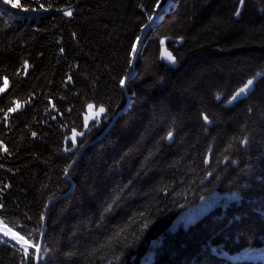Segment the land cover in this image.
<instances>
[{
	"label": "trees",
	"instance_id": "1",
	"mask_svg": "<svg viewBox=\"0 0 264 264\" xmlns=\"http://www.w3.org/2000/svg\"><path fill=\"white\" fill-rule=\"evenodd\" d=\"M16 2L0 5V218L39 243L46 216L39 264H264V75L228 103L264 73V0H172L133 73L166 0ZM88 105L105 111L86 125ZM23 259L0 245V264Z\"/></svg>",
	"mask_w": 264,
	"mask_h": 264
},
{
	"label": "snow or ice",
	"instance_id": "2",
	"mask_svg": "<svg viewBox=\"0 0 264 264\" xmlns=\"http://www.w3.org/2000/svg\"><path fill=\"white\" fill-rule=\"evenodd\" d=\"M238 3L242 7L245 3V0H238ZM0 5H7L11 9L23 8L25 11L27 10L26 5L18 4L16 2V0H0ZM40 7L43 8L44 5L41 4ZM32 10L33 11L36 10L35 6H33ZM45 10H47V9H45ZM58 10H61V9H58ZM234 14L236 16H239L240 15V9L238 8ZM64 15L71 16L72 12L70 10L64 11ZM151 19H152V17L150 16L149 20H151ZM139 40H140V37H137L136 42L139 43ZM61 51H63V49H61ZM136 51H137L136 44H133L132 49H131V53H130L133 58L135 57ZM168 59L172 63H175V58L173 56H171V54L168 55ZM25 67H27V64H25ZM261 75H264V73H257L255 77H253L252 79H248L247 82L242 87L239 88V90L235 93V95H233L231 97V99L228 101V103L231 104L233 101L237 100L242 95L247 96L253 88L254 81L256 80V78L260 77ZM69 79H70V77H69ZM4 80H5V84H4V87H0V92L5 91V89L7 87V77H5ZM126 80H127V77H125L124 79H122L120 81V84L122 87L125 85ZM217 99H220V97L218 96ZM18 106L19 105H17V107ZM88 107L92 108L93 106L88 105ZM13 111H16V108H12V107L8 108L4 114V120H7L8 113L13 112ZM104 111H105V109L103 107H101L99 109L100 113H103ZM204 119H205V121H207V119H208L207 116H205ZM32 135L35 136L36 133L33 132ZM75 135H76V133L74 132L73 144L76 143ZM80 135H82V133H80ZM167 139H169V140L172 139V133L171 132L168 133ZM241 142L246 145L248 143V138L244 137ZM0 147H3L2 143H0ZM4 151L7 152L8 151L7 148H4ZM5 187H7V185H5ZM2 207H3V205H0V208H2ZM42 219H43V215H41V220ZM17 228H26V226H20L14 222H8L6 224L5 221L2 218H0V245H6L10 248H15L17 252H21L22 257L24 258L22 260V264H26L27 257L29 256V249L30 248H35V252L32 253L33 259H38L39 255L41 253L40 244L39 243H33L30 239L33 236V234L38 230L32 229L30 231H24L23 234H21V231L15 230ZM26 237H29V239H26Z\"/></svg>",
	"mask_w": 264,
	"mask_h": 264
},
{
	"label": "water",
	"instance_id": "3",
	"mask_svg": "<svg viewBox=\"0 0 264 264\" xmlns=\"http://www.w3.org/2000/svg\"><path fill=\"white\" fill-rule=\"evenodd\" d=\"M170 1L171 0H167L166 5L160 10L159 14L155 17V19L153 20V22L145 29V32L142 35V38L140 39V42H139V44L137 46V51H136L135 57L132 59V64H131L132 73L134 71V67H135V63H136V60H137V56H138L139 50L141 48V45H142L143 41L145 40V37H146L147 33L149 32V30L152 27V25L157 21L160 13L162 11L166 10L170 6ZM132 75L126 80L125 85L123 86V89L125 91V96L127 97V99L129 98V96H128V93L126 91V85H127L128 81L132 78ZM126 108H127V106H126ZM126 108H124L122 111H120L117 114V116L113 119V121L109 124V126L105 129V131L94 141V143L97 142V141H99L105 135V133L108 131V129H110L113 126V124L115 123V121L118 118V116L121 115L125 111ZM207 124H208V122H207ZM66 179L72 185L74 184L73 181L71 179H69L68 175L66 176ZM45 231H46V216L44 217V220H43L42 235H41V238H40V241H39L40 248L42 247V243H43V238H44ZM36 264H39V258L36 259Z\"/></svg>",
	"mask_w": 264,
	"mask_h": 264
},
{
	"label": "rangeland",
	"instance_id": "4",
	"mask_svg": "<svg viewBox=\"0 0 264 264\" xmlns=\"http://www.w3.org/2000/svg\"><path fill=\"white\" fill-rule=\"evenodd\" d=\"M164 56H165V57H163L164 59L169 60L167 54H165ZM103 113L96 111L94 107L89 108L87 116H86V125H89L91 122L95 121L96 119L101 118Z\"/></svg>",
	"mask_w": 264,
	"mask_h": 264
}]
</instances>
